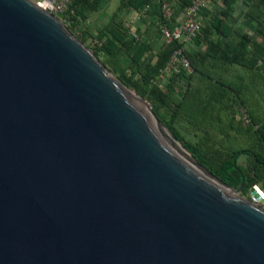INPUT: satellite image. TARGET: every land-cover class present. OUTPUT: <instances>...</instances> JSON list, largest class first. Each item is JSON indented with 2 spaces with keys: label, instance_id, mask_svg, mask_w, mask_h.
I'll use <instances>...</instances> for the list:
<instances>
[{
  "label": "water",
  "instance_id": "water-1",
  "mask_svg": "<svg viewBox=\"0 0 264 264\" xmlns=\"http://www.w3.org/2000/svg\"><path fill=\"white\" fill-rule=\"evenodd\" d=\"M52 1L0 0V264H264V208L198 162Z\"/></svg>",
  "mask_w": 264,
  "mask_h": 264
},
{
  "label": "rangeland",
  "instance_id": "rangeland-1",
  "mask_svg": "<svg viewBox=\"0 0 264 264\" xmlns=\"http://www.w3.org/2000/svg\"><path fill=\"white\" fill-rule=\"evenodd\" d=\"M168 1L175 11V1ZM206 1L212 7L205 22L206 32L199 36L202 39L200 45L189 49L199 58V66L194 72L182 75L169 72L165 67L155 74L153 71L160 52L169 48L161 36L163 16L158 0H99L95 10L74 12L65 24L97 50L107 68L121 82L128 78L141 81L152 73L145 85L158 89L165 101L163 109L166 112L181 104L176 125L187 138L198 141L209 136L218 143L245 147L250 143L246 140L249 132L238 125L237 118L241 108L255 118L264 116V63L259 59V64L252 69L224 62L221 66L218 64L221 60L212 55L208 45L210 41L227 47L228 42L231 47L242 36L247 37L248 43L257 40L264 44V0H236L232 3L231 16L227 20L223 18V24L231 23L239 15L249 17L251 23L245 25L246 29L232 24L236 33L228 39L219 37L212 26L213 19L226 8L224 0ZM252 14L258 15L259 21ZM97 40L99 43L95 46ZM248 55L251 56V52L248 51ZM228 115L233 117L231 130L235 139L224 131ZM242 137L245 140H240ZM239 160L246 163L244 156ZM258 185L264 190L261 182ZM258 204L264 208V203Z\"/></svg>",
  "mask_w": 264,
  "mask_h": 264
},
{
  "label": "trees",
  "instance_id": "trees-1",
  "mask_svg": "<svg viewBox=\"0 0 264 264\" xmlns=\"http://www.w3.org/2000/svg\"><path fill=\"white\" fill-rule=\"evenodd\" d=\"M98 1L99 0H73L65 16L69 20L74 12L95 10ZM235 1L236 0H224L226 7L225 10H222L220 14L213 19L212 26L218 32H222L223 28L229 29L233 32L232 29L234 28H231V26L235 24L234 21L231 20V23L228 22V24H223V21L231 16L233 7L232 3ZM191 3L192 1L190 0H179V7L186 8ZM252 17L257 21L260 19L256 14H252ZM204 27L205 24H203L200 35L206 32ZM231 32L229 34H232ZM97 43H99L98 40L96 41L95 46H97ZM168 46L169 48L167 50H162L160 52V55L153 66L154 74L165 67L173 49L172 44ZM208 46L210 47L209 51L212 55H215L217 59L226 64H241L252 69L259 64V59L261 60V63H264V44L257 40L248 43L247 37L244 36L239 39L236 45L234 44L231 47L228 42L227 47H224V45L221 46L219 43H210V41ZM248 51L251 52V56L248 55ZM94 52L97 55V50H94ZM186 53L191 61L193 67L192 71L188 72L185 69H181L178 72H173L174 74L182 75L185 73H192L197 69V61L199 58L196 54L188 50H186ZM152 76L153 74L149 73L144 76L141 81L129 78L127 80L122 79V81L124 84L132 87L144 99H147L160 120L178 137L179 142L192 154V156L214 175L221 178L226 184L234 188H238L241 185L240 193L248 196V198H250L249 190L251 186L261 182L264 187V119L255 118L254 115L252 113L250 114L248 111L252 123L248 126H243L238 122L240 127L248 129L247 131L249 132L248 142L250 143L245 147L231 146L224 144L222 141L218 143L209 136H205L198 141H193L187 138L176 125L181 104L178 103L176 108L166 112L163 109L165 101L163 96L159 94L158 89L154 86L148 88L147 85H145L149 82ZM241 156H244L246 163L243 164L240 162L239 158Z\"/></svg>",
  "mask_w": 264,
  "mask_h": 264
},
{
  "label": "built area",
  "instance_id": "built-area-1",
  "mask_svg": "<svg viewBox=\"0 0 264 264\" xmlns=\"http://www.w3.org/2000/svg\"><path fill=\"white\" fill-rule=\"evenodd\" d=\"M73 0H53L52 12L59 16L64 22L68 19L65 14L70 8ZM163 16L161 24V36L167 45H173L170 57L165 65V70L169 72H178L185 69L191 72L193 67L191 61L183 46V42L200 33L203 22L199 18V11L205 5L206 0H195L185 8V13L182 18L174 20V11L168 0H158ZM173 20V21H172ZM243 126H248L252 123V119L245 108H241L237 118ZM250 198L257 203H260L255 197L250 195Z\"/></svg>",
  "mask_w": 264,
  "mask_h": 264
},
{
  "label": "crops",
  "instance_id": "crops-1",
  "mask_svg": "<svg viewBox=\"0 0 264 264\" xmlns=\"http://www.w3.org/2000/svg\"><path fill=\"white\" fill-rule=\"evenodd\" d=\"M174 1H175L174 2L175 3L174 20H176V19L182 18L184 16L185 8L179 7L180 6L179 0H174ZM211 9H212V7L209 5V3L207 1H206L205 5L200 9L199 18L203 22V24H205L206 20L210 17L211 11H212ZM232 21H234L235 27H239V28H245V25H250V23H251V20L249 17H247V16L241 17V15H239L237 18H233ZM230 32L231 31L229 29L223 28L222 32L221 31L218 32L219 33L218 36L221 38H227V39L230 37L233 38L235 36L236 32L234 33V36H233V32H231L232 34H229ZM199 36H200V33H198L194 37H191L189 40H186L185 42H183L184 48H186L187 50H189V49L193 50L194 48L198 47L200 45V42H201V37H199ZM191 50H189V51H191ZM198 62H199V59L197 61V64L199 66ZM222 63L223 62L220 61L218 64H221V66H223L224 64L222 65ZM219 97L220 96H218L217 98H219ZM217 98H214V99H217ZM259 118L264 119V116L261 115ZM233 123H234L233 117L228 115L226 122L224 124V131H227L226 133L228 134V137H230V138L235 137L234 133L231 130L232 129L231 127H233L232 126ZM243 139L245 140V138H243V137L240 140H243ZM246 140L249 141V138H247ZM230 145L233 146V144H230Z\"/></svg>",
  "mask_w": 264,
  "mask_h": 264
}]
</instances>
